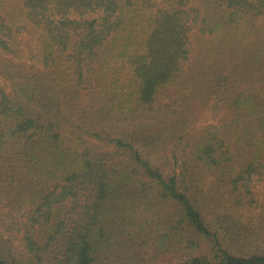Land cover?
<instances>
[{"label": "trees", "instance_id": "1", "mask_svg": "<svg viewBox=\"0 0 264 264\" xmlns=\"http://www.w3.org/2000/svg\"><path fill=\"white\" fill-rule=\"evenodd\" d=\"M263 80L264 0H0V264H264Z\"/></svg>", "mask_w": 264, "mask_h": 264}, {"label": "rangeland", "instance_id": "2", "mask_svg": "<svg viewBox=\"0 0 264 264\" xmlns=\"http://www.w3.org/2000/svg\"><path fill=\"white\" fill-rule=\"evenodd\" d=\"M193 40L196 46V55L193 59L191 67H194V70L197 69L198 64L200 62L213 63L220 58L218 43L215 38L208 36V35H204L196 31L193 36ZM250 89H251V86H250ZM215 101L216 100L213 99L211 103ZM196 102L197 100L194 101L195 104ZM209 109L210 107H207L205 110H208V111L203 112L200 118L196 117L199 111H195V110H192L187 115L189 118L187 119L190 120L188 124L189 129L193 127V132H192L193 138L199 136L206 126L210 124H217L220 118H222L225 114L224 110H222L221 108L217 110H213V109L209 110ZM192 112H196L195 115ZM198 119L200 120L198 121ZM120 134H123V133H120ZM188 137L191 138L190 136ZM182 154H184L183 150H182ZM170 162L173 166L174 160ZM166 170H169V167H166ZM216 187H213V188L207 187V188L211 189V192L217 193L218 186ZM253 189L255 192L256 199H255V203L252 204L251 206L247 207L244 205L240 207H235V206L228 207V202H226V199H225L226 205L222 209H225L227 213L231 214L234 217L232 218L233 222H236V224H239V228L241 227L249 235V237L250 235L252 236L251 244H256L261 250H264V179L255 180V182L253 183ZM222 191H223V188H221L219 192H222ZM220 196H223V194L219 195L218 197ZM6 216L7 214L4 215L2 217V220L0 221L1 231L5 229V226L9 222V219L6 218ZM230 234L232 235V232H230ZM16 238H17L16 240H18V237ZM239 248L243 251L242 245L241 246L239 245ZM199 251L202 252L201 254H205L204 252L207 251V248L203 245L200 250L196 249L194 253L198 255ZM164 261H163V264H168L171 261H172L171 264H177L179 262L177 257L166 258L164 259Z\"/></svg>", "mask_w": 264, "mask_h": 264}]
</instances>
